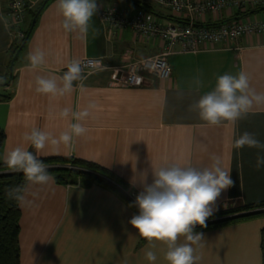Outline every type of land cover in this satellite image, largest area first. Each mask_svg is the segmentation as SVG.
<instances>
[{"label":"crops","instance_id":"obj_1","mask_svg":"<svg viewBox=\"0 0 264 264\" xmlns=\"http://www.w3.org/2000/svg\"><path fill=\"white\" fill-rule=\"evenodd\" d=\"M26 1L15 28L7 0H0L1 163L72 157L97 164L173 216L264 201V36L171 54L169 79L117 86L112 68L124 55L151 56L163 42L111 29L101 10L116 6L132 14L138 6ZM40 7L11 58L21 38L16 33L23 36ZM222 15L206 13L199 23L231 18ZM254 16L264 20V12ZM88 58H102L107 68L81 73L78 64ZM19 207L20 264H262L264 217L143 240V221L115 194L98 185L58 184L49 175L27 182Z\"/></svg>","mask_w":264,"mask_h":264},{"label":"trees","instance_id":"obj_2","mask_svg":"<svg viewBox=\"0 0 264 264\" xmlns=\"http://www.w3.org/2000/svg\"><path fill=\"white\" fill-rule=\"evenodd\" d=\"M48 1L50 0H42L41 4H46ZM126 1L132 2L139 8L150 11L159 17L180 21V19L172 16L168 10L149 0ZM261 12H264V5L248 8L245 12H238L234 17L227 20ZM35 14L36 10L33 11L31 19ZM30 27L31 23L24 29L23 36L13 44L11 58L24 41ZM9 69L10 65L8 71ZM8 73L1 79L2 81L9 79ZM4 141L5 135L3 130L0 129V149ZM48 175L52 176L58 184L81 185L84 187L98 185L115 194L143 221L145 225L143 240L155 232H203L264 217V201L248 205H237L207 214L187 217L173 216L169 212L151 205L125 180L112 171L97 164L72 157L29 158L24 161L0 162V264H20L19 220L21 210L19 201L28 181ZM261 253L262 264H264V228L261 230Z\"/></svg>","mask_w":264,"mask_h":264},{"label":"built area","instance_id":"obj_3","mask_svg":"<svg viewBox=\"0 0 264 264\" xmlns=\"http://www.w3.org/2000/svg\"><path fill=\"white\" fill-rule=\"evenodd\" d=\"M168 10L180 21L162 19L142 8L128 14L116 6H106L101 10V19L115 31L130 30L134 39L150 40L158 38L163 46L157 54L131 58L124 55L123 63L112 68L113 82L117 86L150 87L155 82L169 79L171 66L167 57L175 53H197L208 45L224 44L254 35L264 36V20L254 15L225 20L214 25L199 23L206 13H222L234 17L248 8L264 5V0H149ZM26 0H7L6 16L10 26L19 28L25 17ZM22 37V33L17 32ZM81 73L89 74L107 68L102 58H88L78 64Z\"/></svg>","mask_w":264,"mask_h":264},{"label":"water","instance_id":"obj_4","mask_svg":"<svg viewBox=\"0 0 264 264\" xmlns=\"http://www.w3.org/2000/svg\"><path fill=\"white\" fill-rule=\"evenodd\" d=\"M43 5H44V3L42 4V7H43ZM42 7H40V9H38V11L36 12V15L39 13V11L41 10ZM36 15H35V17L33 18L32 22H31L30 30L32 29V27H33V25H34ZM30 30H29L28 34H26L25 39H24V41L22 42V44L20 45V47L18 48V50L15 52V56H14V57H16V55L19 53V51L21 50V48H22L23 45L25 44V41H26L27 38H28V35H29V33H30ZM13 61H14V59L12 60L11 64H13ZM10 73H11V71H10Z\"/></svg>","mask_w":264,"mask_h":264}]
</instances>
